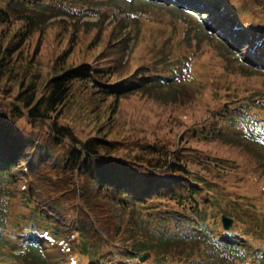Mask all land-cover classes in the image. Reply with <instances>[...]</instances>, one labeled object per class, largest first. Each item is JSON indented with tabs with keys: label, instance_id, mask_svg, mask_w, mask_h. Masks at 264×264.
Returning a JSON list of instances; mask_svg holds the SVG:
<instances>
[{
	"label": "trees",
	"instance_id": "trees-1",
	"mask_svg": "<svg viewBox=\"0 0 264 264\" xmlns=\"http://www.w3.org/2000/svg\"><path fill=\"white\" fill-rule=\"evenodd\" d=\"M236 1L242 7L244 3L253 5L262 21L264 0ZM133 2L142 7L141 2L152 4L153 0ZM228 2L232 6L231 0ZM109 3L128 14V8H122L117 0H0V81L9 79L2 70L10 64L15 66L16 57L28 53V40L36 32L41 34V24L49 18H55L62 32L64 25H80L82 9L106 4L97 13V20L114 21L108 44L113 53H106V57L112 55L114 63L106 64L97 58L98 65L92 66L84 60L39 81V75L32 70L34 78L29 66L37 61L36 43L34 53L26 55L29 60L24 73L9 75L22 80L15 96L17 103L12 104L0 94V253L2 246L16 243L1 232L15 229L16 233L38 236L44 248L42 254L40 246L28 242L31 250L26 254H32L30 262H21L20 254L10 253L18 264H145L138 262V257L146 250L175 255L180 264H233L236 260L238 264H250L249 259L251 264H264V253H251L264 246V215L254 212L256 197L251 194L252 185L247 180L251 175L244 163L193 145L179 146L175 151L149 141L129 140L122 145V139L106 134L109 129L81 137L72 125L52 117L53 112L69 105L71 85L76 80L87 81L101 98L115 100L114 114L120 98L134 91L162 89V85H168L165 91L184 89L183 83L174 81L177 62L165 39L154 38V44L143 45L149 61L129 75L114 78L143 30L141 18L114 12ZM229 16L231 21L225 23L232 25L239 10ZM259 37L257 63L245 66L237 59L241 64L238 74L229 69L236 59L227 55L230 50L221 45L225 51L220 53L222 59L216 60L220 65L219 79L211 71V81L216 84L217 100H226L215 103L209 119L189 126L185 140L248 146L261 155L250 158L263 174L264 137L232 130L250 126L247 113L251 110L264 117V33ZM246 45L256 44L251 40ZM68 49L67 46L57 54L55 63L67 61L73 51ZM162 72H169L172 81L159 78ZM249 76H258L263 82L252 86ZM242 184L250 189L248 194L245 189L238 192ZM260 199L264 211V191ZM222 213L235 217L236 223L229 230L233 242L227 240L222 228ZM144 216L160 221L159 228ZM186 221L207 231L211 238L198 235L194 229L193 237H189ZM225 252L236 253L239 258H229Z\"/></svg>",
	"mask_w": 264,
	"mask_h": 264
},
{
	"label": "rangeland",
	"instance_id": "rangeland-1",
	"mask_svg": "<svg viewBox=\"0 0 264 264\" xmlns=\"http://www.w3.org/2000/svg\"><path fill=\"white\" fill-rule=\"evenodd\" d=\"M133 1L138 0H117L122 8H128V14L125 10L109 3L113 7L110 9L114 12L121 11L123 16L127 15L129 17L132 10L136 15L141 14L139 13L141 11L144 14L141 24L142 34L140 33V38L137 39L131 54L127 52L124 58L126 64L120 67L114 78L129 75L139 65L148 62L150 55L147 49L144 51L143 45L146 47V44L152 42L154 44L156 42L154 38H156L158 40L165 39L164 42L168 40L174 57L182 61L186 59V54H190L193 50L195 52L198 49V59H194V61L199 80L191 84H184V89H181L182 92L165 91L169 88L168 85H162V89L144 88L134 91L130 95L120 98L115 114L112 112V107L116 104L115 100L101 98L87 81L76 80L71 85L69 105L66 108L61 107L58 113L53 112L52 117L59 118L62 123L72 125L81 137H87L100 131L104 133L106 131L103 129H109L106 134L112 138L122 139V145L128 143L129 140L149 141L155 144H165L173 151L179 146L193 145L206 147L222 156L234 158L238 162L244 163L250 171L251 176L247 180L252 185L250 187L251 194L256 197L254 212L263 216L264 211L260 196L261 192L264 191V173L262 174L255 165V161L250 158L261 157L257 150L253 153L254 150L248 146L234 142L185 140L188 134L186 130L189 126L193 127L194 122L200 119H209L210 111L215 103L218 104L226 100L224 98L217 100L219 94L218 92L214 93L216 90L214 85L216 84L211 81V71L219 79L220 65H216V60L222 59L220 53L225 50L222 49L221 45H224V37H227L228 32H224L223 29L220 30L218 26H211L206 20L201 19L200 13L206 11L208 7L207 0H194L188 2V4H185L182 0L156 1L158 3L154 6L144 8L136 5L132 6ZM231 4L230 8L232 10H239L241 23L250 20V16L242 7L241 2L231 0ZM104 7H107L106 4L98 5L93 9V13L84 14V18L80 20V25H64L62 32H60L61 28L57 21H54L55 18L44 21L40 27L41 34L39 35V32H36L28 40V46L26 47L28 53L16 57L15 66L10 64L7 70H2L5 77L9 78L0 81V94L2 97L12 100V104L17 103L18 100L15 99V96L20 89L22 79L11 78L9 75L16 71L24 73V65L29 60L26 55L31 56L34 53L36 43H39L37 61L30 62L29 66H31L30 72L33 76L32 70L35 71L36 75H39V81L59 72L64 66L84 63V60L90 61L92 66L98 65L97 58H100L106 64L114 63L112 55L106 57V53H113L111 49H108V44L110 41L109 33L114 21L111 22L107 19L100 22V20H97V11ZM237 8L239 9L237 10ZM148 16L151 17L148 18ZM211 17L213 19L218 18L219 13H214ZM115 20L122 23L120 19ZM85 21L91 23L86 25ZM260 25L261 28H264V17ZM201 30L212 32L214 37L212 38ZM5 32L9 31L6 30ZM195 35H198L202 42L199 41L198 43ZM190 37H192V41H189ZM208 37L212 39H208ZM133 42L134 38L130 40L131 46ZM191 42L192 44H190ZM196 45H199V47H196ZM67 46L68 51L73 50L68 55L67 61L61 60L58 61L59 63H55L54 58ZM231 49L235 50L240 59L249 58L247 49L240 50L235 45ZM154 55L156 56V54ZM227 55L233 56L231 52ZM233 61L234 65L229 66V69L238 74L241 64L237 60ZM185 74L187 75V73ZM200 78H204V81L202 82ZM248 78L249 81L253 82L250 83L252 86H259L263 82V79L258 76H249ZM221 91L225 92L226 89ZM261 91L264 93L263 89ZM262 99L264 101V98ZM261 103L264 105V102ZM24 110L26 111V108ZM102 123L105 124L101 127ZM98 127L100 128L98 129ZM245 188H247L246 184L240 185L238 192ZM257 188L259 189L257 190ZM250 189H245L244 192L248 194ZM252 207L251 205L248 210ZM5 248L8 249V247Z\"/></svg>",
	"mask_w": 264,
	"mask_h": 264
},
{
	"label": "water",
	"instance_id": "water-1",
	"mask_svg": "<svg viewBox=\"0 0 264 264\" xmlns=\"http://www.w3.org/2000/svg\"><path fill=\"white\" fill-rule=\"evenodd\" d=\"M223 222H224V226L228 228L233 223V218L227 215H223ZM142 259H144V257Z\"/></svg>",
	"mask_w": 264,
	"mask_h": 264
}]
</instances>
